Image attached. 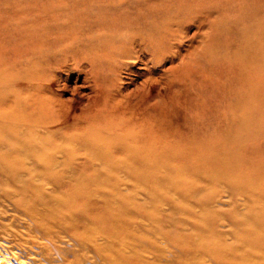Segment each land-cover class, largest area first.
Here are the masks:
<instances>
[{
	"label": "rangeland",
	"instance_id": "1",
	"mask_svg": "<svg viewBox=\"0 0 264 264\" xmlns=\"http://www.w3.org/2000/svg\"><path fill=\"white\" fill-rule=\"evenodd\" d=\"M201 1L0 0V101L4 99L3 97L9 88L6 84L9 76L22 68L33 70L37 67L36 62L41 63V39L57 35H73L79 31L90 32V30H86L87 26L85 25L88 20L99 21L102 18H116L117 22L120 23V20H128L142 15L152 17L150 12L153 10V14L157 11L158 15L164 14L165 11L179 15L177 21L171 24L167 34L163 33V29L161 31L163 35L158 34L156 37H153L150 31H146L144 39H141L140 34L135 35L137 43H142L141 46L136 45V43L134 44L136 47H134L130 41L126 42V34L128 33L124 29H120L123 30L120 32L122 35L117 38L115 44L107 43V48L113 49L114 46L124 45L128 47L130 54L122 56L116 64L104 63L103 65L106 76L112 78L113 81L115 80V84H112L113 87L124 91H121V94L124 95L122 100L124 105L128 107L126 109L128 113L119 112L114 116L115 122L122 123V126L128 125L127 130L130 132L138 127L137 124L140 121L143 123L141 119L144 118L143 114L154 117L156 130L165 136L158 138L161 140L157 142L159 145L168 144V154L179 151L184 153V148L196 145L193 138H197L202 140V151H200L202 156L210 155L212 152L209 150H214L212 156L218 158L217 160L202 159L198 164L191 163L188 160L189 155H186L188 159L174 160L168 165L158 162L159 164L155 166H141V164H134L131 161H129L130 165H127L129 163L126 161L123 163L126 166L118 165L121 168L116 164H110L109 166L112 167L108 168L102 164L103 162H94H98L97 168L100 170L97 173L98 177H93L95 178L94 182H98L99 177L103 175L98 183L102 185L104 182L103 186L108 185L105 187L106 191L109 189L113 193L118 185V188L123 192L127 186L128 191L126 190L124 193L128 192L127 195H130L131 199L134 197V204H137L141 210L145 207L151 210L148 212L149 215L143 212L129 213V218L124 216L122 224L123 227L129 223L132 224L133 230L128 227L133 232L123 231V233L129 235L126 237L127 242L136 245L133 247L135 253L144 254L143 258L148 264H178L177 261L185 262V260L195 259V255L192 256L194 247L190 245L193 246L200 236L199 230L197 231L195 228L198 217H194L193 214L186 222L184 218L182 221L180 213L163 212L165 215L160 216L156 211L157 204H161L159 199L170 196L176 188L175 185L171 184L170 188L165 186L160 191L157 184L166 181L165 185L166 183L168 185L170 184L169 181L173 179L181 181L177 185L182 187L184 185L181 183L185 182V185L192 184L193 187L204 189L205 192L200 198L203 196L202 198L206 199L207 202H214L213 200H215L219 203L214 208L217 210L218 216L212 217L209 221L215 223L218 235L221 237L218 241L219 247L230 248L231 252H234L238 257L236 258L238 260H234L233 263L253 264L254 261L251 260L255 256L264 259V234H258L257 230H260L261 227L259 228L257 225L261 221L255 220L257 215H264V135L259 134L248 142L245 141L243 145L238 141L230 143V136H226L230 121L227 125L226 121L229 119H225L232 115L231 112L227 111L229 100L232 102L238 98L236 95L232 96V90L230 91L231 86L234 83L237 85L239 81L237 71L234 68L237 63L236 60H238L237 49L244 46L247 37L253 41V51L258 47L256 44L258 40L264 47V0ZM168 18L170 17H161L156 22L159 23ZM105 25H108V28L99 29L102 25H96L93 28H96L95 31L101 30V32H108V34L119 33L120 31L112 26L113 24ZM163 36L166 37L163 38ZM106 42L108 41L106 40ZM57 57L54 58V63L49 67V76L55 75V80L60 83L59 89L62 98L71 102L75 107L76 118L81 119L85 114V109L93 105L92 96L97 81L95 65L81 53L74 56L69 54L68 56L58 55ZM129 91H133L132 94L125 96ZM71 97L73 99L68 100ZM4 106L0 104L2 109L5 108ZM127 119L129 120L122 121ZM78 126L79 128L70 132L77 136L72 143H78L79 147L75 148L80 157L86 158L95 154L94 151L97 149L94 148L95 146L86 144V147L83 143H88L87 139L95 138L94 132L99 131V128L104 135L107 134L106 137L103 135L105 140H109L112 144L122 143V139H125L124 133L116 135V132L119 134L123 131L121 128L117 131H109L107 128H103L102 123L99 122L95 125H87L82 122ZM81 134L83 135L81 136ZM110 134L113 136L111 135V137ZM211 141L216 146H209ZM120 146L122 147V145ZM125 150L127 151L126 146L123 150L117 149L122 154L126 153ZM195 152L190 153L194 156ZM62 158L66 160V157H60L57 161ZM79 161L81 160L78 159L77 162ZM77 162L74 161L73 164L77 165ZM161 162H164V159ZM131 164L133 167H130ZM104 168L109 169V177ZM74 169L75 174H79L83 170L87 172L86 174L95 173L91 168ZM110 169H112V174H110ZM225 169L227 170L225 171ZM235 169H239L238 171L241 173L237 174L238 171ZM219 170L223 174L230 175L229 177L233 181L244 180L246 186H248L247 183L253 182V185L256 186L255 189L261 190L258 194H250L249 196L240 194L237 188L228 185L229 183L222 179ZM209 172L212 174L210 180L204 178L201 180L200 178L201 181H197L200 175ZM142 175L143 177H141ZM7 176L9 175L0 173V180ZM241 176L245 178L241 179ZM246 178H251V180H246ZM177 188L181 187L178 186ZM112 192L107 191L110 196ZM187 198L196 202L197 197L188 195ZM144 205L145 207H143ZM7 208L10 210L8 215L6 214L8 217L12 215L13 211L12 207L8 206ZM136 215L140 218H137ZM154 216L158 220H154ZM169 223L171 224L169 225ZM189 223L190 226L188 227ZM128 227L127 229H129ZM192 228L194 229L193 232ZM187 234H190L192 238ZM193 236L195 237L193 238ZM207 240L209 239L203 238L200 239V242H207ZM255 244L259 245V248H253L252 246ZM36 245L38 244L36 243ZM148 246L149 250H153L152 254L148 253Z\"/></svg>",
	"mask_w": 264,
	"mask_h": 264
},
{
	"label": "bare ground",
	"instance_id": "2",
	"mask_svg": "<svg viewBox=\"0 0 264 264\" xmlns=\"http://www.w3.org/2000/svg\"><path fill=\"white\" fill-rule=\"evenodd\" d=\"M198 1L202 2L201 0ZM153 12L154 10L150 12L152 17L142 15L143 17L137 16L128 20H120V23L117 22L116 18H102L99 21L88 20V23L85 24L86 30H90L91 33L79 31L73 35H57L41 39V63L36 62L37 67L33 70L22 68L7 78L6 84L9 88L3 97L4 99L0 101L2 106L5 105L3 109L0 107V173L9 175L0 180V264H148L143 258L144 254L135 253L133 247L136 245L127 242L126 237L129 235L123 233V231L133 232L130 230L132 224L126 225L130 227H128L129 229L125 225L123 227L122 224L124 216L129 218V213L143 212L148 214L151 210H148L145 205L143 206L145 208L141 210L137 204H134V197L131 199L130 195H127L128 192L124 193L128 189L127 186L123 189L124 192L118 188L119 185L116 188L112 186L116 191L113 193L107 189V191L112 192L111 196L108 195L105 188L108 185L103 186L104 182L102 185L98 183L103 175H99L100 180L94 182L95 178L93 177H98L97 173L100 172L97 168L98 162H94H103V165L111 168L110 164L122 167L126 161L127 163L129 161L134 164L139 163L141 166H155L159 164L158 162L168 165L174 160L188 159L186 155H189L188 160L191 163L198 164L202 159H218L212 156L214 150H209L212 152L210 155L202 156L200 152L202 151V140L197 138H193L196 145L184 148V153L179 151L168 154V144L159 145L157 142L161 140L158 138L164 135L159 134L156 130L154 117L143 114L144 118H141L143 123L140 121L137 124L138 127L135 128L136 130L130 132L127 130L128 125L122 126V123L115 122L114 116L119 112H127L128 107L124 105L122 100L124 98V95L121 94L122 90L113 87L115 80L113 81L112 78L106 76L103 65L104 63L116 64L122 56H128L130 50L124 45L114 46L113 49H110L107 48V43H116L117 38L122 35L120 32L123 30L120 29L127 31L125 41H130L132 45L137 43L135 35L140 34L141 39H144L146 31H150L153 37L158 34L163 35L161 33L163 29V33L167 34L171 24L176 22L179 17L171 11H165L164 14L159 13L160 15L156 13L157 11L155 14ZM161 12L163 13V11ZM161 17L170 18L159 23L156 22ZM105 24H113L112 26L120 30L119 33L108 34V32L103 33L104 31L101 32V30L95 31L96 28H93L96 25H102L99 29H106L108 25ZM85 25L84 27H86ZM138 44L141 46L142 43L139 42L136 45ZM256 44L258 47L253 51V41L247 37L244 46H240L236 52L238 60H236L237 63L234 68L237 71L239 81L237 85L234 83L231 86L230 91L232 90V96L236 95L238 98L232 102L229 100L227 111L231 112L232 115L230 118L224 117L229 119L226 121L227 125L230 121L226 134V136H230V143L238 141L243 145L245 141L248 142L259 134L264 135V47L260 40ZM80 53L84 54L95 65L97 81L92 96L93 105L87 108L88 110L85 109V114L81 119H77L75 107L70 101L62 98L59 89L60 83L55 80V75L50 77L48 71L50 65L55 61L54 58H58V55L68 56L69 54L74 56ZM102 76L106 79H103ZM64 88H66L65 85ZM132 92H127L125 96L131 95ZM71 99L73 97L68 100ZM129 119L122 121L125 122ZM82 122L87 125H95L99 122L102 123L103 128H107L109 131H117L121 128L123 131L119 134L116 132V135L124 133L123 144L121 142L112 144L109 140H105L104 136L106 137L107 134L104 135L99 128V131L94 132L95 138H85L88 143H83L86 147V144H89L99 150L96 153V149L95 154L91 157H80L75 148L79 147L78 143H72L77 136L70 131L79 128L78 124H82ZM125 146L127 151L131 152H129L130 154L126 150L125 154L117 151V149H125ZM209 146H216V144L211 141ZM116 152L118 153L116 154ZM190 152H195V155L192 156ZM60 157H66V160L62 158L57 161ZM78 159L81 161L77 162ZM163 159L164 162H161ZM74 161L77 162V165L73 164ZM113 166L115 167V165ZM130 167H133L132 164ZM74 168H91L95 173L90 175L83 170V172L80 171L79 174H75ZM105 170H107L108 175L109 169ZM110 170V174H112V169ZM238 170L235 169V171ZM211 173L200 175L199 179H196L197 181L200 178L201 180L203 178L210 180ZM219 173L222 179L229 183L228 185L237 188L240 194L249 196L250 194H258L261 190H256L253 182L247 183L248 186H246L244 180V182L241 180L233 181L229 177L230 175L223 174L220 170ZM239 173L241 172L238 171L237 174ZM144 178L146 177L144 176ZM240 178L245 177L241 176ZM251 178H246V180H251ZM157 180L159 181V179ZM165 182L157 184L158 190L165 186L170 188L171 184L175 185L176 188L170 196L159 199L161 204H157L156 207L158 215L164 216L163 212L180 213L182 221L183 218L186 221L193 214L194 217H198L195 228L200 231H198L200 236L198 235L199 239L195 242L192 240L193 246L190 245L194 247V254L188 252L192 253V256L195 255V259L185 260V262L177 261V263L235 264L233 261L238 257L234 252H231L230 248L226 247V250L219 247L218 241L221 237L218 235L215 223L209 221L212 217L218 216V212L214 208L219 203L215 200H213L214 202H207L206 199L202 198L203 196L200 198L205 192L204 189L193 187L192 184L185 185V182H182L181 184L184 185L182 187L177 185L181 182L178 179L169 181L170 184L168 185L167 183L165 185ZM178 186L181 188H177ZM172 189H170L171 192ZM188 195L197 197L196 202L191 201V198L188 199ZM8 206L12 207L14 213H12V217H7V213L10 211ZM157 217L154 220H158ZM4 219L8 221L6 222ZM179 219L177 220L179 221ZM255 220L261 221L257 225V227H261L260 230H257L258 234H264V215H257ZM136 224L138 223L136 222ZM184 224L186 223L184 222ZM131 229L133 230V228ZM193 230L192 228V232ZM190 234L187 235L190 236ZM190 237L192 238V236ZM203 238L209 240L200 242V239ZM255 245L252 247L259 248V245ZM147 249L148 253L152 254L153 250H149V246ZM145 253L147 252L145 251ZM253 254L255 253L253 252ZM252 259L249 258V260L254 261L253 264H264L263 258L255 256Z\"/></svg>",
	"mask_w": 264,
	"mask_h": 264
}]
</instances>
